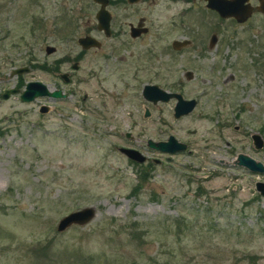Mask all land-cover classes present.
Here are the masks:
<instances>
[{"label":"rangeland","instance_id":"obj_1","mask_svg":"<svg viewBox=\"0 0 264 264\" xmlns=\"http://www.w3.org/2000/svg\"><path fill=\"white\" fill-rule=\"evenodd\" d=\"M122 1L106 6L113 33L105 38L92 0H0V93L33 80L66 93L0 98V264H264V197L254 188L264 173L235 163L241 153L264 165V41L256 35L264 18L246 32L204 0ZM137 19L148 31L131 40L127 25ZM90 29L101 47L75 70L61 66L68 82L39 67L78 51L76 38ZM181 39L190 45L175 51ZM21 67L28 71L13 74ZM145 83L196 105L175 118L173 99L142 98ZM169 135L185 149L146 144ZM86 206L91 220L56 231L63 215Z\"/></svg>","mask_w":264,"mask_h":264},{"label":"water","instance_id":"obj_2","mask_svg":"<svg viewBox=\"0 0 264 264\" xmlns=\"http://www.w3.org/2000/svg\"><path fill=\"white\" fill-rule=\"evenodd\" d=\"M95 4L98 5V9L94 14L96 21V29L102 31L104 35L109 34V21L110 14L106 9L109 0H92ZM139 0H126L127 3H135ZM205 6L215 12L221 17H235V19L240 22L243 21L248 15L249 10L246 5L243 4L244 0H204ZM260 10L264 14V0L260 1ZM141 21L137 23V26H141ZM144 31V28L140 29ZM138 31L133 27H130L131 36L137 35ZM77 44L82 49H87L89 47H98L99 42L89 35H82L77 38ZM186 41L173 40L171 45L174 49H179L181 45H184ZM214 42V36H211L210 46ZM55 48L53 46H45L44 51L46 54L53 53ZM75 67V65H73ZM27 67L16 68L13 70V74H21L27 72ZM66 73L61 74L63 80H66ZM19 90L17 88H8L0 93V98L6 99L10 94H16ZM142 98L152 104L156 102H167L170 99H174L173 105V117L177 118L182 115L189 113L195 106L194 99H185L178 92H170L164 90L157 86L156 84H145L141 88ZM46 97L51 99L64 98L65 94L56 88H49L46 84L33 80L28 81L23 89L19 92V99L22 102H30L34 99ZM48 110L47 105H40L38 112L40 114L46 113ZM149 112L145 108L143 116H148ZM251 139L255 149L262 147L263 142L259 135L252 134ZM147 146L151 149L157 150L161 153L172 154L174 152L182 151L185 149L186 145L184 143L178 142L172 135H169L164 141H152L147 140ZM117 150L123 154L128 159H131L135 162L144 161V156H142L138 151L131 148L118 147ZM235 163L237 165L243 166L249 171L264 173V165L260 162L254 161L252 158L245 154L238 153L236 155ZM254 188L260 196L264 197V182L256 181L254 183ZM95 215V209L92 206L82 207L80 209L68 212L63 215L56 224V231L61 232L71 225H83L91 220Z\"/></svg>","mask_w":264,"mask_h":264},{"label":"flooded vegetation","instance_id":"obj_3","mask_svg":"<svg viewBox=\"0 0 264 264\" xmlns=\"http://www.w3.org/2000/svg\"><path fill=\"white\" fill-rule=\"evenodd\" d=\"M260 1L261 0H244L243 4L246 5V7H248V12H249V15L243 20V21H240L238 22L235 17L231 16V17H226V18H221L217 12L213 11L217 16L218 18L220 19H224V20H228L231 24H233L234 26H238L240 27L241 29H243L245 27V29H243V31H246V32H249L251 30V27L253 26V24L251 23L252 20L255 18V17H261V18H264V14L262 13V11L260 10ZM110 2H108L109 4ZM136 3V2H135ZM135 3H127L126 0L125 1H122V4H127V5H133ZM97 5V4H96ZM98 6V5H97ZM98 9V8H97ZM110 14V13H109ZM141 21V26H137V23ZM110 23H111V14H110V21H109V34L108 35H104L102 31H99L96 29V24H95V31L97 34H102L105 38H109L110 36H112V30H111V27H110ZM130 27H133L134 29H136L138 31L137 35L135 36H131L130 34ZM127 34H128V37L131 39V40H139L141 39L148 31V28L143 24V20L142 19H137L136 23L132 24V23H128L127 25ZM144 28V31L140 30ZM93 31V29H90L89 31L87 32H84L82 35H89V36H92L93 35L91 34ZM80 35V36H82ZM214 36V42L212 44V46L216 43V36L214 34H211L210 37H209V41H208V46H210V39H211V36ZM232 35L233 36H230V38L232 37L233 38V41L231 42L232 44V49L233 50H237L239 49V45L236 44V35H237V31L233 28L232 30ZM256 35L258 38H262L263 41H264V32H262L261 29H256ZM79 37V36H78ZM77 37V38H78ZM76 38V40H77ZM95 38V37H93ZM96 39V38H95ZM235 39V40H234ZM97 40V39H96ZM99 42V46L98 47H89L87 49H82L78 44V47H79V50L74 52L73 54H67V55H64L63 57L61 58H58L56 60L53 61L52 63V72L54 74H57L58 78H60L63 82H68L70 77H71V74H67L66 75V80H63V78L61 77V74L59 73L61 71V66L64 64V63H68L71 67V69L75 70L77 69V66H78V63L82 60L83 56L89 52L90 49H99L101 47V42L99 40H97ZM179 41H186L184 45H181L179 47V49H183L184 47H187L190 45V40L189 39H181ZM77 43V41H76ZM172 43V42H171ZM236 44V45H235ZM172 47V45H171ZM173 48V47H172ZM174 49V48H173ZM179 49H175V51H179ZM234 55V54H233ZM104 56V59L105 60H108V56L106 55H103ZM228 58H229V67L230 68H234L236 67V64L237 62L235 61V59L233 58L231 52L229 51V55H228ZM73 65H75V67H73ZM63 74V73H62ZM90 75L93 74V71L89 73ZM94 75V74H93ZM185 79H189L192 78V73L191 71H184L183 73ZM145 84H153V83H145ZM143 84V85H145ZM142 85V87H143ZM141 92V91H140ZM170 92H176V91H170ZM65 96H66V93H64ZM180 94V93H179ZM182 96V95H181ZM171 100V99H170ZM174 100V99H173ZM168 102V101H167ZM175 102V101H174ZM150 103V102H149ZM156 103H166V102H156ZM154 103V104H156ZM152 104V103H151ZM152 104V105H154ZM42 105V104H41ZM174 105V104H173ZM195 105H196V101H195ZM172 111H173V108H172ZM144 113V112H143ZM149 115V114H148ZM172 115H173V112H172ZM144 117V116H143ZM147 117V116H146ZM126 136L128 137L129 134H126ZM251 138V137H250ZM261 138V137H260ZM262 140V139H261ZM251 142H252V139H251ZM252 145H253V142H252ZM254 147V146H253Z\"/></svg>","mask_w":264,"mask_h":264},{"label":"trees","instance_id":"obj_4","mask_svg":"<svg viewBox=\"0 0 264 264\" xmlns=\"http://www.w3.org/2000/svg\"><path fill=\"white\" fill-rule=\"evenodd\" d=\"M39 67H40L41 69H43V70H49V71L52 70V68H51L52 65H51V67H49V66L47 67L46 64H40ZM139 176L142 178V177L144 176V174L141 173V174H139ZM132 264H138V263L133 262ZM167 264H168V263H167Z\"/></svg>","mask_w":264,"mask_h":264}]
</instances>
